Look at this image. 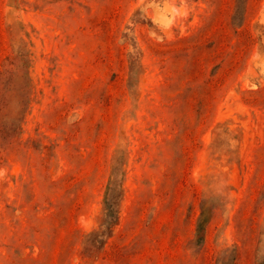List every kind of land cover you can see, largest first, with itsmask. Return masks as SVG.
Wrapping results in <instances>:
<instances>
[{
    "label": "rangeland",
    "instance_id": "374dc122",
    "mask_svg": "<svg viewBox=\"0 0 264 264\" xmlns=\"http://www.w3.org/2000/svg\"><path fill=\"white\" fill-rule=\"evenodd\" d=\"M0 264H264V0H0Z\"/></svg>",
    "mask_w": 264,
    "mask_h": 264
},
{
    "label": "trees",
    "instance_id": "16d2710c",
    "mask_svg": "<svg viewBox=\"0 0 264 264\" xmlns=\"http://www.w3.org/2000/svg\"><path fill=\"white\" fill-rule=\"evenodd\" d=\"M106 211L108 212L107 217L109 218V220H112V216H111L112 212H111V210L107 209ZM115 220H116V218H115Z\"/></svg>",
    "mask_w": 264,
    "mask_h": 264
}]
</instances>
